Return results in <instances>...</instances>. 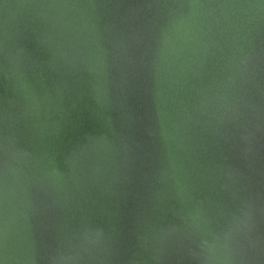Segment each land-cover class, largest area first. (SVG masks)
<instances>
[{"label":"water","instance_id":"1","mask_svg":"<svg viewBox=\"0 0 264 264\" xmlns=\"http://www.w3.org/2000/svg\"><path fill=\"white\" fill-rule=\"evenodd\" d=\"M0 264H264V0H0Z\"/></svg>","mask_w":264,"mask_h":264}]
</instances>
